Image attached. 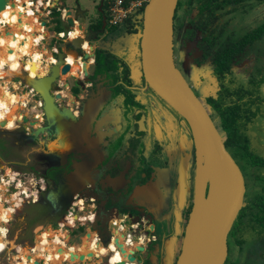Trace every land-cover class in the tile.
<instances>
[{
    "label": "flooded vegetation",
    "instance_id": "flooded-vegetation-1",
    "mask_svg": "<svg viewBox=\"0 0 264 264\" xmlns=\"http://www.w3.org/2000/svg\"><path fill=\"white\" fill-rule=\"evenodd\" d=\"M134 1L138 6L132 13L122 21L112 22V1L95 0L97 16L90 19L92 10L85 14L86 19H79L85 27L82 33L90 32L82 48L91 54L86 43H94V58L85 60L75 50H65L79 65L72 70V63H68L70 70L62 74L60 69L51 86V95L61 113L57 116L68 115L64 112L69 110L75 118L68 115L66 122L76 127H83L88 110L93 118L87 133L76 132L78 139L72 138L71 151L65 149L62 155L55 151L59 159L47 155L45 160L39 158L37 150L41 143L46 150L48 140L59 139L56 146L67 148L70 140L66 137L73 132L67 131L61 137L55 117L49 124L39 103L36 109L41 114L20 122L24 113L19 112V118L15 112V118L8 120L5 129L28 126H20L25 132L18 147L23 150L25 146L31 147L26 140L33 135L30 128H48L36 133L34 154L15 159V164L24 171L20 173L25 181L38 185L39 200L49 191L63 189L57 208L58 213L68 210L64 219L72 207L78 218L85 217L71 230V239L73 234L79 239L95 235L101 243L95 228L99 218L120 227L124 216L135 241L142 235L150 237L145 246L151 252L156 253L158 246L162 249L168 242L166 255L162 252L158 259L153 254L145 264H176L193 205L192 191L178 228L181 165L187 154L195 152L190 147L194 138L185 116L146 83L143 75L133 71H143L139 62L130 65L134 57L141 60L135 48L140 44L134 34L143 27L140 13L149 0H126L129 4ZM55 17L51 11V18ZM75 28L61 31L64 38L74 39ZM59 33L54 35L56 40ZM177 34L181 66L175 55ZM97 35L99 42L94 40ZM30 42L38 45L33 38L27 44ZM173 42L177 67L207 104L245 180L243 205L228 234L224 264H264V0H178ZM123 45L130 46L129 50H124ZM57 48L59 51V44ZM37 51L42 52L40 47ZM124 52L130 55L128 62L121 56ZM51 57L57 60V52ZM186 57L188 62L184 64ZM91 59L86 68L84 62ZM92 63L96 67L90 72ZM38 72L33 73L43 81L48 73L42 66ZM33 94L35 100L42 102L37 92ZM0 140L4 142L0 152L8 153L17 145L4 136ZM46 203L52 204L48 199ZM178 230L180 233L174 235ZM174 237L175 244L169 248Z\"/></svg>",
    "mask_w": 264,
    "mask_h": 264
},
{
    "label": "water",
    "instance_id": "water-1",
    "mask_svg": "<svg viewBox=\"0 0 264 264\" xmlns=\"http://www.w3.org/2000/svg\"><path fill=\"white\" fill-rule=\"evenodd\" d=\"M10 2L12 6H15L13 0H0V12ZM177 3L178 0H149L145 5L140 14L143 27L134 34L141 47L140 49L139 45L135 46L137 52H140L139 64L143 71L137 69H133V71L137 72L139 76L143 75L146 83L185 116L194 138L190 147L195 152L187 154L181 165L180 199L182 210L189 197L192 196L189 178L192 170L195 169V171L193 205L176 264H224L227 258L228 234L243 205L245 180L241 168L226 148L225 137L210 116L207 104L193 91L175 63L173 38ZM55 5H61L60 0H57ZM59 10L62 13L65 11L67 18L63 21L68 24V28L78 26L84 32V24L79 19H86L85 14L90 12L89 9H83L78 4L75 9L71 6H64L59 7ZM41 22L47 27L46 19ZM89 35L90 32L82 33L72 40H67L66 48L75 50L85 60L94 58V45H92L91 54L84 52L85 50L82 48L86 36L89 37ZM94 40L99 42V36L94 37ZM129 47L123 45L124 50H129ZM66 57L65 50L57 52V62L51 64L47 74L50 89L59 75L60 69L62 74H66L70 70L71 65L65 62ZM90 66L89 71L93 72L96 67L95 63ZM22 78L27 84L25 77ZM137 79L139 78L137 77ZM28 86L30 87V85ZM37 93L41 96V107L50 124L58 106L54 102L51 90L48 92L37 91ZM24 121H28V118L24 117ZM4 124L5 122H0V126ZM191 160L192 164H190ZM194 162L195 164H193ZM62 192L63 189L60 187L57 192L49 193L47 199L56 206L58 196L62 195ZM55 196L57 197L55 198ZM122 218L120 227L117 224L108 223L104 218H99L95 228H98L102 244L110 243L114 230L121 229L122 234L127 235L130 229L128 228V218H124V216ZM115 244L121 252L127 254L126 246L124 247L120 243L119 238L115 239ZM156 251V253L151 252L150 248L145 245L136 244L135 248H130L127 258L129 262L135 264H145L153 254L160 259L158 254L163 252L166 255L168 253V242L162 249L161 246H158ZM75 256L72 254V258ZM84 258V255L80 256L81 260ZM117 264H126V260L119 261Z\"/></svg>",
    "mask_w": 264,
    "mask_h": 264
},
{
    "label": "rangeland",
    "instance_id": "rangeland-1",
    "mask_svg": "<svg viewBox=\"0 0 264 264\" xmlns=\"http://www.w3.org/2000/svg\"><path fill=\"white\" fill-rule=\"evenodd\" d=\"M50 3H51V1H50ZM60 4L61 5H58L59 7L71 6L72 8H75L79 4L83 9H89L90 12L93 10L92 13L90 14V19L97 16V13L94 11L95 10L94 6L96 4L95 0H61ZM53 10L57 11V8L54 7ZM8 15H11V13L10 14L8 13ZM42 20H44V19H42ZM48 23H47V29H46V27L43 26L44 32L42 31L44 33L45 37H47V39L43 43L40 44V49L43 50L44 52L46 49H48V50L50 49V51H49L50 54H48V53L45 54L46 58L43 61L44 63L41 65L44 70H47V67L49 65H51V63H52V62L50 63L49 59L51 58V55L53 56V53H54L53 49H52L53 46H55L56 44H59L61 51L68 49V48H66L67 47L66 42L68 39L64 38L63 40L61 39L60 41H58L54 37L55 33L58 32V29H60L62 31H67L68 24H66L63 21V19H62V21H60V23L57 20L53 21V22H48ZM5 27L7 30L11 29L10 24L6 25ZM140 29L141 28L139 27V30ZM47 30L49 31V33ZM81 32H82V30H81ZM14 33H15V31H14ZM16 34L17 33H15V35ZM27 34H29V33H27ZM38 34H40V32H38ZM29 36H31V34ZM55 41H57V42H55ZM0 42H1V40H0ZM0 44L4 45L2 42ZM93 45L95 47L94 43H93ZM178 47H179V41H178V34H177L175 55L177 57L178 66H181V55H180L181 53L178 52V49H179ZM86 50H88V49H86ZM137 54L140 56L139 52ZM121 56L126 61L130 57V55H127V52L121 53ZM66 59H67V57H66ZM186 59H187V57L183 60L184 64L188 62V59H187V61H186ZM139 61H140V59H138L137 57L136 58L134 57V60L132 61V63H130V62L129 63L131 65V64H134L135 62H139ZM26 66L27 65H25V64H21V65H18L17 68L12 69L10 71H6V72L4 70L2 71L3 79H0V99L3 98L2 92L4 91V86H5L3 84V82H4L3 80H6V81H8V88L11 91L12 95L13 94L17 95L19 92L22 94H25V95L28 94L29 97H28L27 101L22 102L19 99V102H20V104L25 105L24 109H21V110H23L25 112V115L28 116V119L31 120L33 118L34 114H41V112L39 110H37L36 107L38 106V103L40 105H42V102L40 100H35L36 95L33 94L34 91L31 90V88L28 86V83L25 84L24 79L22 77H25L26 81H31V82H35V81L37 82V79L39 81L40 77L36 76L33 73V70L30 69L29 67H26ZM185 69H186V73L188 74V76L192 77L191 73L187 69V67H185ZM140 81H142V80H140ZM19 85H20V89H19ZM42 85L44 87L45 86L49 87V85L46 83H43ZM40 88H42V87H40ZM36 103H37V105H36ZM18 106H21V105H18ZM16 111H19V110H16ZM13 115H15V113ZM66 117H68V115H66ZM1 119H3V118L0 117V121H1ZM22 119H23V117H22ZM40 120H43V119L40 118ZM90 121H92V120L89 119V121L85 122L83 125H86V124L89 125ZM57 124H60V123L57 122ZM38 125H39V123H38ZM20 126H23V124H21ZM20 126L17 127L15 125V126H12V127L6 128V129H5V127H4V129L0 127V136L7 137V138H9V140H11V143L17 144L13 149H10L8 151V153L0 152V162L4 163L3 166L0 164V179H3L4 175H6L11 170V172H10L11 174L7 175V181L9 182L10 187L11 186L16 187V186H18L17 184L20 183V184H22L20 189L24 190V191H28L30 196H32L31 192L33 190L38 189L40 191V189L38 188V185L33 184L35 186V189H34L33 185L29 184L27 181H25L23 179V174H21V173H23L24 171L18 165L15 164V159H22L23 157H25V155L28 157L29 155L34 154V150H36L34 148V146H36V144H35V136L36 135L35 134L37 133V130L39 131V129L36 130V128H30V130H32V133L34 135L31 134L29 137H27L26 140L29 142L31 147L25 146L22 150L18 147V144L20 143L21 137L24 138V132L25 131L23 129L25 127L27 128L28 126H26V125L23 126V129L20 128ZM82 130H83V132L86 131L85 128H83ZM46 131H48V130H46ZM62 131L63 130L60 129V133H62ZM77 132H79V131H77ZM69 135L66 137V138H68L67 140H70L68 143L69 145L67 144L68 145L67 148H65V146H62V145L60 147L55 146L56 148H54V146H51L53 141L48 140L47 149L44 150L42 147L43 143H41V147H39L37 150L39 158L41 160L42 159L45 160L46 155H47L49 157H53V159H56V158L59 159L58 158L59 156L55 155L54 153L57 152L59 155H62V154H64V151H66V150L71 151L70 148L73 147V146H71V145H73L72 141L75 139H78V137L76 136L75 131H73ZM31 136H33V137H31ZM72 138H73V140H72ZM77 142H78V140L75 143L77 144ZM9 153H12V155H10ZM7 154H9V156ZM63 158H65V157H63ZM8 167H10L11 169L7 170ZM19 180H21V182ZM0 186L2 187V183L0 184ZM15 192H16V190H15ZM49 193H50V191L46 195L43 194L42 200H40L39 202L36 201V203L35 202L33 203V201L30 198H28L25 194L19 195L20 206L16 205L15 209H17V210L13 214L12 219L7 224H5L9 230L8 240L10 241V244L8 245L9 247H7V250L5 252L0 253V255H1L0 262L1 263L9 264L7 257L10 254L11 255L16 254V250H17L18 246L24 247V254H30L29 251L30 250L32 251V249H34L33 247L35 246V243L37 242V239L41 233H42L41 235L43 236L42 238H44V241H47L48 238H51V234H50V232L45 231V230L47 228H51V227L58 229L61 226V224H59V223L64 219V215L68 210L63 211V213H58L59 208L56 207L57 204L55 206L54 204L46 203L45 201L47 200ZM7 194L10 195L11 193L9 192V193L5 194L4 192H1L0 197H2L3 202L5 203L6 206L7 205L10 206L13 204L12 203L13 197H12V195L8 196ZM20 196L22 197V199ZM64 198H66V196ZM38 200H39V198H38ZM53 231H55V230L53 229ZM80 231L83 233L82 229ZM47 242L49 243V241H47ZM69 243L70 244H79L80 239L75 234H73V238L70 240ZM49 244H51V243H49ZM28 249H29V251H28ZM63 255H65V253H63ZM87 255L85 256V258L87 257ZM137 255H139V253H137ZM60 257H61L60 259H62V257H65V256H62V254H61ZM44 259L45 258L41 257V260H44ZM78 259H80V258L77 257L76 260H71V263L75 264V263L82 261V260H78ZM86 259H88V258H86ZM95 259L96 258H94V259L92 258V259L88 260L87 262L91 263V264H95L97 262ZM84 261L85 260H83L82 262H84ZM45 262L47 263L46 259H45ZM42 264H43V262H42Z\"/></svg>",
    "mask_w": 264,
    "mask_h": 264
},
{
    "label": "bare ground",
    "instance_id": "bare-ground-1",
    "mask_svg": "<svg viewBox=\"0 0 264 264\" xmlns=\"http://www.w3.org/2000/svg\"><path fill=\"white\" fill-rule=\"evenodd\" d=\"M23 1L24 0H16V2H14L15 6H12L11 2H10L8 4V6L0 12V36H1V34H3L1 36L2 39H0V40H1V42L3 41L2 43L4 44V45L0 46V79H3V77H2V71L3 70L5 72L10 71L12 69L17 68L18 65H20V64H25V65H27V67H29L33 71L40 73V72H38V70L41 69V65L44 63L43 61L46 58L45 54L47 52L49 54L48 50H47V52H46V50H45V52L43 50H41L43 53L39 54L37 51V50H39L38 45H34L32 42L27 44L28 40L30 38H33L36 40V43L39 42V46H40L39 40L42 38V36H40L38 34V32H40L43 29L44 25L42 24V22L39 23V17L37 15H35L31 6L28 7V10H29L28 14H26V8L24 6H22V9H21V5L23 4ZM26 1H28L29 5H31L30 0H26ZM9 12H11V15H8ZM21 12H23L22 16H21ZM8 24L11 25V29H9V30H7L5 27ZM19 27H21L20 30H18ZM14 31H15V33H17L16 35H15ZM25 32L29 33V35L31 34V36H29ZM35 34H36V38L33 36ZM80 34H81L80 30H78V28H75L72 32V37L76 38L77 36H80ZM26 36H27V39H26ZM38 37H39V39H37ZM86 46H89L90 50H92V48H93L92 45L91 46L89 45V43H86ZM75 59H72V58L67 56V59L65 61L66 63H72V65H73L72 70L74 69V67L79 65V62H76ZM49 61H50V63L53 61L57 62L54 58L52 59V57L49 59ZM91 61H92V59L88 62L91 63ZM84 63L86 64L87 62H84ZM80 64L83 65L82 63H80ZM85 64H84V66L87 68L88 66H86ZM33 66L35 67L34 69H33ZM50 68H51V65H49L47 67V70H46L47 73L49 72ZM42 75H44V74H42ZM3 81H4L3 84L5 85L4 91L2 92L3 98L0 99V117H2L3 119H1L0 122H5V124L3 126H0V127L4 129V127L8 123V120L15 118L13 115L15 112H17V114H19V112L24 113L23 120H20V122H22V121L28 122L29 119H28V121H24V117L28 118V116L25 115V112L23 110H21V109H24L25 105H22L19 102V99L22 102L27 101L28 97H29L28 94L25 95V94H22L19 92L20 94L18 93L17 95H15V94L12 95L11 91L8 88V81H6V80H3ZM43 83L48 84L47 77L43 81L34 82L33 84H28V85L31 86V90L34 92H37V91L38 92H48L50 90V85L48 84L49 87H47V86L44 87L42 85ZM40 87H42V88H40ZM19 89H20V85H19ZM18 105H21V106H18ZM16 110H19V111H16ZM88 111H87V113H85V116L87 117V119L85 121H83V124H84V122L89 121V119H91V120L93 119L92 115ZM92 112L94 113V111H92ZM64 113L75 118V115H73L69 110H67ZM88 113H89V115L87 116ZM59 114H61L60 109H57V112L54 116L56 121L54 123H57V122L60 123V124H58V128H59V130L60 129L63 130L61 133V137L65 132H67V131L70 132L71 130L75 131V132H77V131L83 132L82 129L85 128L86 132H88L87 128L89 127V125L86 124V125H83V127H79V126L76 127L74 125H69L66 122V119H68L69 116L68 117H66V115L57 116ZM19 118H21L20 114H19ZM36 126L38 127V124H36ZM39 128H40L39 130H42V128L44 129V127H39ZM44 130H48V128L44 129ZM86 132H84V133H86ZM37 133H38V130H37ZM57 141L53 142L51 146H54V148H56L55 146H56ZM6 182H7V178L1 179L2 187L0 186V193L4 192L6 194V193H8V191H12L11 195L13 197V199H12L13 201L12 200L11 201L13 204L10 206H8V205L6 206L5 203L3 202L2 197H0V252H2L5 248L9 247L8 245L10 244V241L8 240L9 230L5 224H7L12 219L13 214L17 210V209H15L16 205L20 206L19 195L28 193V191H24V190L20 189L22 185H19L16 187L15 186L10 187L9 183L6 185ZM15 190H16V192H15ZM64 234H66V233H64ZM123 237H124V235L122 234L121 229H119V231L114 230L112 233L110 248L116 249V246L114 245L116 238H119L120 243L124 247L125 246L127 247V244L122 241ZM88 240L84 239L83 240L84 243H82L81 246L69 247L70 253L76 255L74 258H72V256H71L72 260H76L77 257L80 258L81 255H84V257H85L88 254L86 258L92 259V258H95L94 254L99 255V254L103 253V255H104V254L109 253V249H107L105 247L106 245L102 244L101 247L98 246L99 241H97V238H95V235H93L90 239L88 238ZM56 241L59 244H61V246H63V248H68L67 244L64 241H62L59 237L56 239ZM87 241H88V243H87ZM86 243H87V245H85ZM28 251H29V249H28ZM60 252H62V249H60ZM23 253H24V249L21 248V253L19 254L21 262H19L18 264H30L25 259ZM129 253H130V251L127 250L126 255H128ZM113 255L114 256L111 259L112 262L124 260L123 255L117 250H115V253ZM86 258L82 259V261L87 260ZM37 263L40 264V261H38Z\"/></svg>",
    "mask_w": 264,
    "mask_h": 264
},
{
    "label": "crops",
    "instance_id": "crops-1",
    "mask_svg": "<svg viewBox=\"0 0 264 264\" xmlns=\"http://www.w3.org/2000/svg\"><path fill=\"white\" fill-rule=\"evenodd\" d=\"M56 1L57 0H51V3H53V4H49L48 2H46L45 0L43 1V0H40L39 1V4H40V6L42 7L41 9H38L37 7H35L34 6V10H33V12L35 13V15H37L38 17H39V23L41 22V18H43V17H45L49 22H53V20H52V18H51V11H48V10H50V9H46V7L48 6V5H50L49 7H53V5H55V3H56ZM23 2H26V4H27V7L26 6H24L23 4H22V6H24L25 8H26V10H28V7L29 6H31V5H29V3H28V1H26V0H24ZM22 3V2H21ZM37 3V2H36ZM35 3V4H36ZM60 3H61V0H60ZM29 11V10H28ZM23 15V12H21V16ZM44 15V16H43ZM51 19V20H50ZM49 24V23H48ZM21 29V27H19L18 28V30H20ZM47 29V28H46ZM44 28L40 31V36H42V38L39 40L40 41V44H41V40L45 37V35H44ZM48 31V30H47ZM48 33H49V31H48ZM42 34V35H41ZM3 34H1V36H2ZM29 35V34H28ZM50 35V34H49ZM35 38H36V34L35 35H33ZM39 36V37H40ZM44 36V37H43ZM39 37L37 38V39H39ZM51 37V36H50ZM73 38V37H72ZM0 39H2L1 37H0ZM26 39H27V36H26ZM47 39V38H46ZM3 42V41H2ZM38 45H39V42L37 43ZM0 46H2V45H0ZM40 47V46H39ZM89 49V48H88ZM41 50V49H40ZM47 50L48 49H46V52H47ZM48 51H50V49L48 50ZM39 54L40 53H42V52H38ZM48 53V52H47ZM49 54H50V52H49ZM92 61H93V59H92ZM91 61V62H92ZM89 64H90V62H88V63H86V66H89ZM21 65V64H20ZM33 72H35V71H33ZM27 83L28 84H33L34 82H31V81H27ZM60 147V146H59ZM193 175H194V170H192V173H191V177L189 178L190 179V184H189V186L191 187V190H190V192L192 193V191H193ZM180 193H181V190H179V195H178V206H179V208H177V223H176V225L178 226V228H179V225H180V220H182V213H183V210H184V208H183V210L181 209L182 207H181V199H180ZM8 196H11V194L10 195H8ZM185 207V206H184ZM48 229V230H47ZM45 231H48V232H50V234H51V238H48V240L47 241H49V243H51V244H49L47 241H44V238H42L43 236L40 234L39 235V237H38V239H37V242L35 243V246L33 247L34 249H32V251L30 250L29 251V253L30 254H24L23 253V255H24V257H25V259L30 263V264H39V263H37L38 261H40V264H42V262H43V264H72L71 263V256H72V253H70V251H69V247H72V246H81V244L82 243H84L83 242V240L84 239H87L88 240V238L87 237H84V238H82V239H80V245L79 244H70L69 242H70V240H71V237H70V235L68 234V232L65 230L66 228H63L62 226H60L58 229L57 228H47ZM53 229L55 230V231H53ZM181 232H182V228H181ZM64 233H66V234H64ZM178 233H180V230H178L177 231V233H175L174 235H178ZM81 234V233H80ZM79 235V234H78ZM116 235V234H115ZM60 238L61 240H62V237H64L65 239H66V241H68V243H66V241H64L66 244H67V246H68V248H63V246H61V244H59L57 241H56V239L57 238ZM169 240H170V237H169ZM172 240V239H171ZM177 240V239H176ZM63 241V240H62ZM89 241V240H88ZM88 241H87V243H88ZM174 241V242H173ZM173 241H171L170 242V247L169 248H172V246L175 244V237L173 238ZM139 242V241H138ZM138 242H136L135 243V246H136V244H139ZM87 243L85 244V245H87ZM146 245V244H145ZM98 246H102V243H99L98 244ZM19 247V248H18ZM17 248V250H16V254H10L8 257H7V260H8V263L9 264H18L19 262H21V260H20V257H19V254L21 253V248H23L24 249V247H22V246H18ZM107 249H109V253H107V254H104L103 255V253L102 254H99V255H96V254H94V256H95V260L97 261L95 264H111V260H110V257H111V255L113 254V253H111V248H110V244H108V245H106L105 246ZM60 249H62V252H60ZM130 250V249H129ZM63 253H65V255H63ZM62 254V256H65V257H62V259H60L61 257H60V255ZM41 257L42 258H45L46 260H47V263L45 262V259L44 260H41ZM0 258H1V255H0ZM94 259V258H93ZM78 260H80V259H78ZM88 260H90V258L89 259H87V260H85L84 262H78L79 264H91V263H88L87 261ZM101 262V263H100ZM78 263H75V264H78ZM0 264H3V263H1L0 262Z\"/></svg>",
    "mask_w": 264,
    "mask_h": 264
},
{
    "label": "built area",
    "instance_id": "built-area-1",
    "mask_svg": "<svg viewBox=\"0 0 264 264\" xmlns=\"http://www.w3.org/2000/svg\"><path fill=\"white\" fill-rule=\"evenodd\" d=\"M16 2V0H13ZM39 1L40 0H30V3H31V8L34 10V6L37 7L38 9H41L42 7L40 6L39 4ZM44 1V0H43ZM46 2L50 3L51 0H45ZM111 21L112 22H119V21H122L124 18H126L130 13H132L134 11L135 8H137V3L136 1L134 2H131L130 4H127L126 0H111ZM37 2V3H36ZM36 3V4H35ZM23 5L27 7V4L26 2H23ZM50 5H48L46 7V9H50L48 11H52V9L55 7V5H53V7H49ZM137 11V10H136ZM26 14H28V10H26ZM67 18V15L65 14V11L62 13V19L63 20H66ZM42 19H46L45 17L41 18ZM47 20V19H46ZM49 21L47 20V23ZM47 28V27H46ZM71 33V32H70ZM65 35H64V32H60L59 33V36H58V39L57 40H60V39H64ZM47 37H44L41 41V43H43L45 40H46ZM57 42V41H56ZM84 47V45H83ZM53 49V52H58V48H57V44L55 46L52 47ZM57 61V60H56ZM53 63H56V62H52L51 64ZM4 178H7L4 177ZM3 178V179H4ZM14 180V179H13ZM10 181V180H9ZM21 182V180H19ZM8 182V181H7ZM9 183V182H8ZM10 185V184H9ZM18 186L19 185H22V184H17ZM33 188L35 189V186L33 185ZM11 193L12 191H8V193ZM32 196H30L29 193H25V195L30 198L33 203L36 202L39 198V194H40V191L38 189L36 190H33L32 192ZM1 196V195H0ZM21 197V196H20ZM22 199V198H21ZM85 217L83 216H80L79 218L77 217V213H76V210L74 207H72L68 214L66 215V218L60 222L59 224H61V226L63 228H66L65 230L68 232V234H71V230L76 228L78 223L81 222V219H84ZM122 226V225H120ZM135 227V226H133ZM62 240L63 241H66V239L64 237H62ZM150 240V237H146L145 235H142L139 237V242L138 241H135L132 237V234L130 232H127V235L123 237V242H125L127 244V247L126 249L129 250L130 248H135V243L138 242L139 245H145L147 244V241ZM66 243H68V241H66ZM114 245L116 246L115 242H114ZM7 250V248H5L2 252H5ZM115 250L119 251L123 257H124V260H126V264H133L132 262H129L128 258H127V255L126 253H123L121 252L120 249L117 248L116 246V249H111V253H115ZM130 251V250H129ZM0 252V253H2ZM111 255L110 257V260L112 259V257L114 255ZM121 261V260H120ZM123 261V260H122ZM119 261H115V262H111V264H117ZM135 264V263H134Z\"/></svg>",
    "mask_w": 264,
    "mask_h": 264
},
{
    "label": "trees",
    "instance_id": "trees-1",
    "mask_svg": "<svg viewBox=\"0 0 264 264\" xmlns=\"http://www.w3.org/2000/svg\"><path fill=\"white\" fill-rule=\"evenodd\" d=\"M127 4H129V3H127ZM54 9V8H53ZM52 9V12H53V14L56 16L54 19H53V21H58L59 23H60V21H62V19H61V11L60 10H58L57 9V11H54ZM62 30H60V29H58V32H61ZM100 57H101V55L99 54V56H98V58H99V60H100ZM103 63V62H102ZM102 66H104V65H102ZM108 68H110V66H108ZM4 148V142H3V140H0V150H2Z\"/></svg>",
    "mask_w": 264,
    "mask_h": 264
},
{
    "label": "clouds",
    "instance_id": "clouds-1",
    "mask_svg": "<svg viewBox=\"0 0 264 264\" xmlns=\"http://www.w3.org/2000/svg\"><path fill=\"white\" fill-rule=\"evenodd\" d=\"M55 7L59 10V6L58 5H55ZM61 14H62V11H61ZM61 18H62V16H61Z\"/></svg>",
    "mask_w": 264,
    "mask_h": 264
}]
</instances>
